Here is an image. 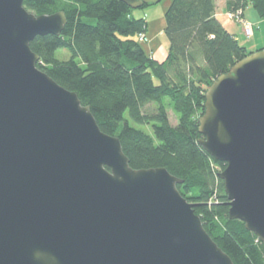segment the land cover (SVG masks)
<instances>
[{
    "label": "water",
    "instance_id": "95a60500",
    "mask_svg": "<svg viewBox=\"0 0 264 264\" xmlns=\"http://www.w3.org/2000/svg\"><path fill=\"white\" fill-rule=\"evenodd\" d=\"M23 1L0 0V264H233L178 192L183 181L131 169L118 137L36 67L30 43L59 36L66 18ZM198 132L225 165L228 219L264 246V50L213 81Z\"/></svg>",
    "mask_w": 264,
    "mask_h": 264
},
{
    "label": "trees",
    "instance_id": "16d2710c",
    "mask_svg": "<svg viewBox=\"0 0 264 264\" xmlns=\"http://www.w3.org/2000/svg\"><path fill=\"white\" fill-rule=\"evenodd\" d=\"M36 15L62 12L59 36L36 37L37 68L88 107L100 130L118 137L133 170L166 169L182 180L180 195L233 264H264V246L229 220L218 173L225 165L198 145V119L213 81L250 53L215 18V0H172L165 15L169 51L157 62L138 36L147 23L119 0H24ZM151 6L144 5L142 8ZM251 7L264 20V0H226V11ZM140 8V9H142ZM67 51V61L56 52ZM164 100L178 116L171 126ZM155 107L156 112H149ZM149 128L150 133L141 129ZM217 203L209 204L212 195Z\"/></svg>",
    "mask_w": 264,
    "mask_h": 264
},
{
    "label": "rangeland",
    "instance_id": "374dc122",
    "mask_svg": "<svg viewBox=\"0 0 264 264\" xmlns=\"http://www.w3.org/2000/svg\"><path fill=\"white\" fill-rule=\"evenodd\" d=\"M171 1L172 0H162L158 4L147 6L142 9H137L134 11V15L136 17L143 18L148 24L147 26L148 34L147 35L146 33L143 34L144 38L141 41L142 44L140 45L142 46L146 54H151L152 52V57L157 62H164L167 58L169 51V43L164 34V27H165L164 15ZM28 12L35 16H40V15H36L31 11ZM232 22L241 25L243 27V33H244V26L241 22L235 20L234 21L232 20ZM250 28H251V35L248 36V38H250L253 35L252 26ZM138 40H139V36H138ZM69 57L70 54L67 51L61 50L56 52V58L60 61H67ZM164 105L166 107V113L169 118L171 126L174 127L177 126L178 116L174 112L172 106L169 104V101L164 100ZM154 108L155 107H151L149 109V112H156ZM141 129L150 133L149 128L147 127H143ZM217 201L218 198L216 197V193H215V195H212V197L210 198L209 204L217 203Z\"/></svg>",
    "mask_w": 264,
    "mask_h": 264
},
{
    "label": "crops",
    "instance_id": "0c3cea01",
    "mask_svg": "<svg viewBox=\"0 0 264 264\" xmlns=\"http://www.w3.org/2000/svg\"><path fill=\"white\" fill-rule=\"evenodd\" d=\"M225 3L226 0H215V18L242 46L246 48L248 53L264 50V20H262L251 7H248L243 11V19L250 23L253 30V35L248 38L244 35L243 27L241 25L233 23L227 19L226 14L228 12L226 11ZM147 34L148 31H146V35Z\"/></svg>",
    "mask_w": 264,
    "mask_h": 264
},
{
    "label": "built area",
    "instance_id": "2783aa9c",
    "mask_svg": "<svg viewBox=\"0 0 264 264\" xmlns=\"http://www.w3.org/2000/svg\"><path fill=\"white\" fill-rule=\"evenodd\" d=\"M227 16V19L228 20H235V21H239L243 24L244 26V35L246 37L250 36L251 35V26L248 22H246L244 19H243V11L242 10H237V11H234V12H229L226 14ZM144 36L143 34L139 35V41L141 42L143 40Z\"/></svg>",
    "mask_w": 264,
    "mask_h": 264
}]
</instances>
